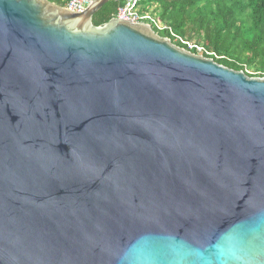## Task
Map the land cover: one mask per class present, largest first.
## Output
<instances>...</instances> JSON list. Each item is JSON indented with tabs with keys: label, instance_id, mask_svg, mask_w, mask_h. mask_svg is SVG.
<instances>
[{
	"label": "water",
	"instance_id": "obj_1",
	"mask_svg": "<svg viewBox=\"0 0 264 264\" xmlns=\"http://www.w3.org/2000/svg\"><path fill=\"white\" fill-rule=\"evenodd\" d=\"M109 1L0 0V264H264V76Z\"/></svg>",
	"mask_w": 264,
	"mask_h": 264
},
{
	"label": "trees",
	"instance_id": "obj_2",
	"mask_svg": "<svg viewBox=\"0 0 264 264\" xmlns=\"http://www.w3.org/2000/svg\"><path fill=\"white\" fill-rule=\"evenodd\" d=\"M124 3L110 0L94 14L93 24L108 22ZM142 5L166 26H152L162 37L249 76H264V0H143Z\"/></svg>",
	"mask_w": 264,
	"mask_h": 264
},
{
	"label": "built area",
	"instance_id": "obj_3",
	"mask_svg": "<svg viewBox=\"0 0 264 264\" xmlns=\"http://www.w3.org/2000/svg\"><path fill=\"white\" fill-rule=\"evenodd\" d=\"M62 4H59L73 12H83L89 7L91 4L95 2V0H61ZM143 0H125L123 6L118 8L117 14L113 16V18H120L124 20H128L132 23H147L151 26H156L158 29L162 30L166 26L157 21L156 16H154L148 10H145V6L142 5ZM58 4V3H57ZM176 38L180 37L176 35ZM184 43L188 44L190 48L194 46L201 52L203 51V47L197 44H192L191 42L185 41L180 38Z\"/></svg>",
	"mask_w": 264,
	"mask_h": 264
}]
</instances>
